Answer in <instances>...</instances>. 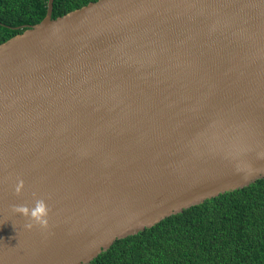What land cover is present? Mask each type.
Masks as SVG:
<instances>
[{"label": "water", "instance_id": "water-1", "mask_svg": "<svg viewBox=\"0 0 264 264\" xmlns=\"http://www.w3.org/2000/svg\"><path fill=\"white\" fill-rule=\"evenodd\" d=\"M0 43V264H86L264 178V0H96Z\"/></svg>", "mask_w": 264, "mask_h": 264}, {"label": "trees", "instance_id": "trees-1", "mask_svg": "<svg viewBox=\"0 0 264 264\" xmlns=\"http://www.w3.org/2000/svg\"><path fill=\"white\" fill-rule=\"evenodd\" d=\"M96 0H54L52 17ZM48 0H0V43L40 22ZM86 264H264V178L117 239Z\"/></svg>", "mask_w": 264, "mask_h": 264}]
</instances>
